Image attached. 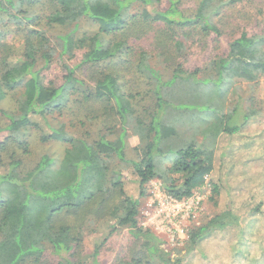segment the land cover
Listing matches in <instances>:
<instances>
[{"label":"trees","instance_id":"trees-1","mask_svg":"<svg viewBox=\"0 0 264 264\" xmlns=\"http://www.w3.org/2000/svg\"><path fill=\"white\" fill-rule=\"evenodd\" d=\"M184 1L166 0L163 8V0H0V23L14 20L13 31L23 40L19 53L2 37L5 31L0 25V102L20 94L16 110L0 108L8 119L0 132L11 133L0 142V264H89L81 251L84 230L90 221L110 224L112 219L128 228L131 236L133 248L119 253L125 258L123 264H152L155 256L162 264H264V201L246 207V212L226 206L208 222L193 224L185 240L187 254L176 259L161 247L167 240L141 223L152 180L161 179L162 188L177 198L189 197L206 185L216 167L217 147L191 142L174 152L164 175L158 172L156 156L164 153L161 142L177 134L176 126L163 119L164 111L201 113L208 123L205 132L219 142L223 134L242 132L251 114L239 121L234 114L210 106L206 96L219 93L235 79L254 82L264 76V31L250 32L247 23L238 36L227 33L225 43L227 27L221 25L228 21L214 20L237 0H200L194 11L186 9ZM133 6L136 10H131ZM82 18L96 23L98 31L75 35L73 29L61 35L60 55L75 57L80 52L81 64L90 67L87 77L63 63V82H45L38 65H49L53 54L44 26H77ZM237 25L241 28L234 23L232 29ZM208 39L213 53L205 68L209 74L198 78L201 69H185L183 56L196 44L208 47ZM158 57L172 67L168 79L156 67ZM181 80L197 85L200 104L175 102L168 96ZM75 103L87 118H103L106 129L113 132L121 127L118 135L102 134L89 142L71 134L65 124L50 121L51 112ZM29 127L40 131L44 142L68 144L57 166L49 154L25 171L23 155L16 150L9 161L2 158V151L19 141L15 137L9 145L12 136ZM129 132L139 136L138 159L127 157ZM253 139L264 143L263 135ZM27 146L26 140L18 142L25 152ZM257 157L248 161L253 172L261 164ZM209 182L210 199L217 205L223 194L221 183L212 178ZM131 183L137 184V190L130 188ZM231 232L239 234L231 247L217 245L218 233ZM250 237L252 241L246 239ZM97 254L98 248L92 257Z\"/></svg>","mask_w":264,"mask_h":264},{"label":"rangeland","instance_id":"rangeland-1","mask_svg":"<svg viewBox=\"0 0 264 264\" xmlns=\"http://www.w3.org/2000/svg\"><path fill=\"white\" fill-rule=\"evenodd\" d=\"M200 0H185L184 7L194 11ZM226 1V0H224ZM235 6L226 5L223 12L219 16H214L215 21H228L226 25L227 32L225 31L222 37L223 42L227 43V33L239 35L241 31L249 23L246 30L250 32L264 31V0H237ZM163 8L167 6L166 0H163ZM136 6H133L131 10H136ZM222 19V20H221ZM15 21L7 20L2 21L0 25L5 31V35L2 36L7 42L13 43L19 49L21 53L22 38L13 31ZM240 23L241 28L237 25L235 30L232 29V24ZM8 24V25H7ZM44 32L49 39V47L53 54L52 62L45 66L44 63H40L38 68L41 69V74L44 77L45 82H54L56 85H60L63 82V75L66 72L63 68V63H68L73 67H76V72L80 76L88 75L89 68L87 65H82L80 62V52L75 57H69V54H61L62 40L61 35L75 29V35L88 33L94 34L98 31V25L88 18H82L77 26L68 25H53L44 26ZM209 46L204 49L198 47L197 44L188 48L183 56V65L188 71L194 70L196 67L201 71L198 73L199 77H205L209 73L206 72L210 57L213 55L211 41ZM23 48V46H22ZM157 62L156 67L162 71L165 79H168L172 75V67L167 65L161 57L155 58ZM211 87V86H210ZM199 89L197 85L190 81H178L169 89L170 98H175L173 101H189L194 104H200L201 99L195 95ZM224 91V92H223ZM21 92V91H20ZM19 94V93H18ZM18 94L13 96H7L0 102V108L7 111H14L17 107ZM207 101L210 106L220 108L224 113L234 114L235 118L239 121L246 115L251 114L242 132L233 136H227L223 134L219 138H214L211 134L205 132L208 126L207 121H202V114L197 113L194 110H180L176 111L174 108H168L164 111V117L167 122L176 126L177 134L171 136L161 142L160 148L164 153H160L156 156L157 170L160 174L164 175L166 169L170 167V159L174 152L187 147L191 142L196 143L198 146H213L217 147V161L214 172L210 177L206 178V185L199 189L202 194L207 195V201L203 205V211L200 214L199 219L195 223L196 225H202L212 219L214 216L220 213V211L226 206L233 208L236 212L237 208H240L242 212H246V207H251L253 204L259 201H264V143L259 142V138L255 141L252 136L263 135L264 132V76H261L254 82H248L241 79H235L230 86H224L219 93L215 95H207ZM209 99V100H208ZM49 119L54 125L65 124L67 130L75 135L87 139L89 142L95 141L102 134H107L110 138H114L118 135L121 127L115 128L112 132L106 129L104 120L101 117L87 118L84 113L78 111L77 104H73L69 109L64 111H53L49 114ZM83 122V123H82ZM8 123V119L0 111V126H5ZM132 131V130H129ZM11 133L7 130L0 132V142L5 140ZM40 131L33 127L24 129L16 136H12L9 140V145L13 143L15 137H19V141H27V152L23 151V148L18 147V140L13 143L14 145L8 146L5 151H2V158L5 161H9V154L12 150H16L17 154L23 155L24 164L22 170L25 171L35 165V162L44 154H49L54 158V163L57 166L68 147V144L58 140H50L44 142L41 140ZM255 141V142H254ZM127 149L126 154L128 158L138 159L140 139L135 133L129 132L127 135ZM217 144V145H216ZM138 147V148H137ZM258 153V154H257ZM259 156L257 160L260 161V165L257 166L255 171H252V165L248 164L251 156ZM246 162V163H245ZM117 162H112L115 166ZM255 164V163H253ZM257 164V163H256ZM125 174L130 175L128 169H125ZM127 177H131L128 176ZM169 177H182L179 175H169ZM218 180L221 183L223 194L220 198L219 204L214 205L211 196V184L210 179ZM162 180L155 178L147 185L148 196L144 198L143 205L149 201L152 189L154 185H162ZM153 184V185H152ZM132 190H137V184H129ZM208 186V187H207ZM263 186V188H261ZM206 187V188H205ZM238 205V206H237ZM247 205V206H245ZM146 207H142V213ZM144 219L141 221L143 225ZM89 228L83 232L82 241V257L86 258L89 264H123L122 261L125 258H120V252H126L133 247L129 246L131 243V236L128 228L122 227L118 224L117 219L110 220V224L107 222L90 221L88 223ZM113 225V226H112ZM160 234V233H159ZM248 234V233H246ZM163 241H165V235L160 234ZM239 234L231 232V235H217L216 238L220 239L217 245L222 247L230 246L234 241L238 240ZM249 236V235H248ZM247 236V237H248ZM261 234L256 235V238H260ZM252 241V237L249 239ZM246 240H241L244 243ZM187 243H171L164 242L161 247L165 251H170L172 259L184 257L187 254ZM96 248H98L97 256L92 257ZM207 252V249L204 248ZM223 252V251H222ZM224 253V252H223ZM230 254V253H229ZM264 257V253H262ZM222 258H226L224 254ZM89 258V259H88ZM121 260V261H120ZM152 264H162L161 260L155 256L152 258ZM264 261V259L262 260ZM215 264H221L216 262Z\"/></svg>","mask_w":264,"mask_h":264},{"label":"built area","instance_id":"built-area-1","mask_svg":"<svg viewBox=\"0 0 264 264\" xmlns=\"http://www.w3.org/2000/svg\"><path fill=\"white\" fill-rule=\"evenodd\" d=\"M199 191L189 197L177 198L166 192L162 185H154L150 199L144 206L143 225L151 226L165 235L166 242L184 243L207 201V195Z\"/></svg>","mask_w":264,"mask_h":264}]
</instances>
